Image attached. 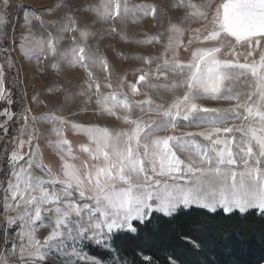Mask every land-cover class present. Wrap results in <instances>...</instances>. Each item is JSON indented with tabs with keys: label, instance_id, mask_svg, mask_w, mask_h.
Here are the masks:
<instances>
[{
	"label": "snow or ice",
	"instance_id": "1",
	"mask_svg": "<svg viewBox=\"0 0 264 264\" xmlns=\"http://www.w3.org/2000/svg\"><path fill=\"white\" fill-rule=\"evenodd\" d=\"M178 6L186 9L184 20L202 23L187 29L186 43L180 38L185 29L175 24L170 27L173 35L168 46L173 48V59H165L163 65L157 64L155 71L179 77L166 87L182 88L183 92L167 110L156 106L162 111L159 120L135 117L132 107L125 102L123 108L128 111L122 119L128 126L127 131L110 134L108 127L73 124V129L87 133L91 147L82 145L81 151L88 153L89 158L76 165L68 163L67 157L61 155L62 165L56 173L50 167L36 164L31 154L26 167L18 165V161L24 159L19 152L25 143L23 140H19L11 152L16 182L9 184L10 195L4 198V210L14 211L16 215L6 216L5 221L9 226H20L18 239L25 242L14 246L12 254H17L18 247L23 264H42L53 247L68 257L65 264H105L102 258L84 252L85 242L110 251L115 232L136 234V223H146L154 211L172 217L181 207L199 206L212 212L220 209L226 214L238 211L241 215L255 209L264 216V0H201L199 4L193 0H179ZM15 7L13 0H0V34ZM56 7H66V3L61 0ZM139 7L145 15H156L154 6ZM121 8L122 0H105L103 17L111 19L115 15L118 18ZM123 10H128L126 3ZM33 21L41 27L44 25L42 17L25 12L24 22L28 29V35L22 36L25 43L33 36ZM58 23V32H72L76 42L73 58L68 59V63L87 67L92 57L80 42L86 44L93 35L90 25L85 22L81 26L68 13ZM49 24L55 27L52 22ZM61 39L63 36L56 37L57 41ZM37 43L53 55L57 54L51 34L49 39ZM181 46L190 53L191 59L187 63H181L178 58L176 50ZM240 48L244 49L243 53L238 50ZM21 50H24L23 45ZM241 56L244 62L237 59ZM145 63L151 66L153 61L149 58ZM52 67L59 69V64L53 63ZM3 71L0 66V99L10 104V98L4 94ZM138 72L140 82H146L148 87L158 86L150 80L151 68L148 73L143 69ZM249 74L255 81L250 90L233 87V81H240ZM244 83L248 84V81ZM107 86L111 87V84ZM129 87L133 94L138 92L136 83ZM204 99L235 103L221 109L202 106L199 102ZM145 103L151 104V100L139 101L140 111H144ZM109 114L115 113L109 110ZM0 115L8 120L13 118L7 109ZM22 118L26 119V114ZM230 120L235 122L229 123ZM182 122L199 129L186 135L200 137V142H181L175 133ZM6 123L0 124L5 131ZM164 131L169 134L158 135ZM33 139L35 136L27 142L30 144ZM61 143L67 145L69 142L61 140L57 146ZM238 162L243 164V170L239 172L231 167ZM33 167H39L44 176L28 171ZM185 178L190 182L182 183ZM37 192L39 195L32 194ZM42 212L52 217L51 231L43 241L36 234V221L41 219ZM177 238L193 248L200 247L199 242L187 234ZM138 255L142 264H153L152 257L143 250ZM3 264H7L6 260ZM165 264L182 262L169 252Z\"/></svg>",
	"mask_w": 264,
	"mask_h": 264
},
{
	"label": "rangeland",
	"instance_id": "2",
	"mask_svg": "<svg viewBox=\"0 0 264 264\" xmlns=\"http://www.w3.org/2000/svg\"><path fill=\"white\" fill-rule=\"evenodd\" d=\"M64 2L66 7L57 8L56 5L61 3V0H13L16 7L12 11L7 26L0 34V66L4 70L3 88L4 94L11 100L9 104L0 99V112L7 109L13 114L11 120L0 115V124L7 121L6 131L0 128V174L3 166H6L5 176L0 175V264H3L5 260L7 264H23L19 259L18 247L17 254H12L14 246L25 242L18 239L20 226H9L5 221L6 216H15L16 212L4 210V198L10 195L7 191L9 184L16 182L10 156L16 149L18 141H25L23 147L19 149L24 159L18 161V165L26 167L31 154L36 164L50 167L53 173H56L62 165L61 155L67 157L68 163L76 165L81 160L89 158L88 153L81 151L82 145L91 147L87 133L73 129V124H81L85 127H108L110 134L120 130L127 131L128 126L122 119L128 111L123 108L125 102L132 107V115L135 117L144 119L151 117L159 120L162 117V111H158L156 106L160 105L163 110H167V107L183 92L182 88L166 87L179 77L172 73L165 75L155 71L157 64L163 65L165 59L169 61L173 59V48L168 46L169 38L173 35L170 27L175 24L185 29L180 38L186 43L189 38L187 29L196 28L199 23H202L194 19L184 20L186 9L178 6L179 0H122L121 15L118 18L113 15L111 19L103 17L105 0H64ZM124 3L128 6L127 12L123 10ZM193 3L199 4L201 0H193ZM141 5L154 6L157 10L156 15L153 16L151 13L145 15L143 8L139 7ZM48 8L52 10L47 11ZM90 8L95 10H86ZM25 12L39 15L44 20L43 27L37 21H33V36L28 38L27 43L22 39V36L28 35L24 22ZM65 13L73 15L81 26L85 22L90 25L89 30L93 35L88 38L86 44L80 42L92 57L88 60L87 67L82 64L68 63V59L73 58L72 49L76 42L72 39V32H58L60 27L58 21L64 17ZM49 22H52L55 27L50 26ZM49 34H51V42L57 49L56 55H53L44 45L37 43L40 40L49 39ZM58 35L63 36V39L57 41ZM238 50L241 53L244 52L243 48ZM176 51L181 63L190 61V53L184 51L182 46ZM149 58L153 61L151 66L145 63ZM237 59L244 62L243 56ZM53 63H58L59 69L53 68ZM150 68V80L158 84L157 87H148L146 82H136L140 74L138 70L143 69L145 73H148ZM89 73L92 75L89 76ZM244 81H248V84ZM132 83H137L136 94H133L129 87ZM254 83V79L249 74L241 77L240 81H233V87L237 90H250ZM108 84H111V87H108ZM149 99L151 104L145 103L144 111H140L138 102ZM14 102L16 106H20L17 115L12 110ZM199 103L226 109L233 106L235 102L204 99ZM109 110L115 114L110 115ZM24 114L26 119L22 118ZM164 119L167 120V117ZM12 121L16 124L13 131L10 130ZM233 122L235 121H229V123ZM167 134H169L167 131L158 133L160 136ZM175 135L180 140L184 138L181 127L176 130ZM32 136H35V139L29 144L27 141ZM189 138L191 142L193 140L200 142L202 139ZM61 140H67L69 143L67 145L61 143L57 146V142ZM231 167L237 172L243 170L242 162ZM28 171L36 176H44L39 167H33ZM203 179L208 180L210 177ZM189 182V178L182 181L184 184ZM56 187L60 186L56 185ZM32 194L39 195L38 192ZM51 220L49 213L42 212L41 219L36 221V234L42 241L51 231ZM117 233L120 232L112 235L111 250L107 251L110 256L104 260L105 264H117V262L123 264L113 244V238ZM67 243L71 245L72 242ZM91 248L106 252L90 242H85L84 252L95 256ZM67 259L68 257L53 247L48 251L47 259L42 264H65Z\"/></svg>",
	"mask_w": 264,
	"mask_h": 264
},
{
	"label": "trees",
	"instance_id": "3",
	"mask_svg": "<svg viewBox=\"0 0 264 264\" xmlns=\"http://www.w3.org/2000/svg\"><path fill=\"white\" fill-rule=\"evenodd\" d=\"M14 103L12 110L17 115L20 106ZM14 124L12 121L11 131L16 128ZM5 170L4 165L1 176H5ZM136 227V234L120 232L113 238L123 264H142L140 250L152 257L153 264H165L169 252L182 264H264V216L255 209L241 215L238 211L226 214L220 209L180 208L172 217L153 213L146 223H136ZM180 234H187L200 247L181 243L177 238ZM91 252L103 260L110 256L98 248H91Z\"/></svg>",
	"mask_w": 264,
	"mask_h": 264
},
{
	"label": "crops",
	"instance_id": "4",
	"mask_svg": "<svg viewBox=\"0 0 264 264\" xmlns=\"http://www.w3.org/2000/svg\"><path fill=\"white\" fill-rule=\"evenodd\" d=\"M206 106H209V104H206L204 103ZM202 104V105H204ZM206 126V125H205ZM199 131V129L197 127H195V125H192V126H187V122H182V125H181V134L183 133L184 134V138H181V142L183 143H187V144H192L191 140H189L190 138L186 135L188 132H197ZM182 136V135H181ZM196 142H199V141H196Z\"/></svg>",
	"mask_w": 264,
	"mask_h": 264
},
{
	"label": "water",
	"instance_id": "5",
	"mask_svg": "<svg viewBox=\"0 0 264 264\" xmlns=\"http://www.w3.org/2000/svg\"><path fill=\"white\" fill-rule=\"evenodd\" d=\"M136 82H137V83H140V81H139L138 77H137V80H136Z\"/></svg>",
	"mask_w": 264,
	"mask_h": 264
},
{
	"label": "bare ground",
	"instance_id": "6",
	"mask_svg": "<svg viewBox=\"0 0 264 264\" xmlns=\"http://www.w3.org/2000/svg\"><path fill=\"white\" fill-rule=\"evenodd\" d=\"M87 83V82H86ZM66 85V84H65ZM90 85V84H89ZM55 96V95H54ZM58 97V96H57ZM61 100V99H60Z\"/></svg>",
	"mask_w": 264,
	"mask_h": 264
},
{
	"label": "flooded vegetation",
	"instance_id": "7",
	"mask_svg": "<svg viewBox=\"0 0 264 264\" xmlns=\"http://www.w3.org/2000/svg\"><path fill=\"white\" fill-rule=\"evenodd\" d=\"M136 85H137V83H136ZM137 88H138V86H137Z\"/></svg>",
	"mask_w": 264,
	"mask_h": 264
}]
</instances>
